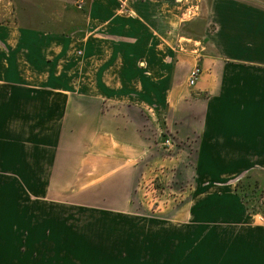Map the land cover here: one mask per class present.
I'll use <instances>...</instances> for the list:
<instances>
[{
  "label": "crops",
  "instance_id": "1",
  "mask_svg": "<svg viewBox=\"0 0 264 264\" xmlns=\"http://www.w3.org/2000/svg\"><path fill=\"white\" fill-rule=\"evenodd\" d=\"M163 167L192 194L144 227L132 185ZM255 173L264 5L0 0V264H264Z\"/></svg>",
  "mask_w": 264,
  "mask_h": 264
},
{
  "label": "rangeland",
  "instance_id": "2",
  "mask_svg": "<svg viewBox=\"0 0 264 264\" xmlns=\"http://www.w3.org/2000/svg\"><path fill=\"white\" fill-rule=\"evenodd\" d=\"M253 1L264 5V0ZM186 17L188 16L186 15ZM163 147L166 148V146ZM165 148L162 150L166 154H172L171 151L168 152ZM167 157L169 156H163V158ZM164 169L166 168L163 167L162 170ZM162 170L156 168V171L141 174L138 176L136 183L132 185V210L142 216L144 227L160 225L170 227L171 210L173 208L176 210L184 201L185 196L191 193L192 190L186 188L188 182L184 180L185 177L181 179V172L174 169L167 172L165 170L162 172ZM237 184H239L241 195L246 200L247 209L252 214L260 215L263 220L262 223H264V173L252 174L251 177L236 182ZM155 220L156 222H154Z\"/></svg>",
  "mask_w": 264,
  "mask_h": 264
},
{
  "label": "built area",
  "instance_id": "3",
  "mask_svg": "<svg viewBox=\"0 0 264 264\" xmlns=\"http://www.w3.org/2000/svg\"><path fill=\"white\" fill-rule=\"evenodd\" d=\"M122 3L127 2L128 0H120ZM201 75V70L198 67L193 68L188 75L187 85L193 87L199 80ZM170 141H167L166 144H169Z\"/></svg>",
  "mask_w": 264,
  "mask_h": 264
},
{
  "label": "trees",
  "instance_id": "4",
  "mask_svg": "<svg viewBox=\"0 0 264 264\" xmlns=\"http://www.w3.org/2000/svg\"><path fill=\"white\" fill-rule=\"evenodd\" d=\"M239 183H240V182H239ZM235 189H236V192H238V194H240L242 200H244V202H245V199H244L243 195H241V193H240V191H239V189H240L239 184L236 185V188H235ZM246 205H247V203H246ZM248 211H249V210H248Z\"/></svg>",
  "mask_w": 264,
  "mask_h": 264
}]
</instances>
